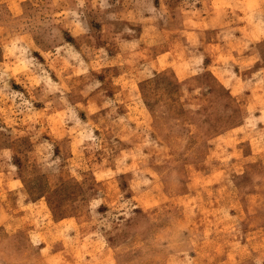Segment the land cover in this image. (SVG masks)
Listing matches in <instances>:
<instances>
[{
	"label": "rangeland",
	"instance_id": "rangeland-1",
	"mask_svg": "<svg viewBox=\"0 0 264 264\" xmlns=\"http://www.w3.org/2000/svg\"><path fill=\"white\" fill-rule=\"evenodd\" d=\"M0 264H264V0H0Z\"/></svg>",
	"mask_w": 264,
	"mask_h": 264
}]
</instances>
